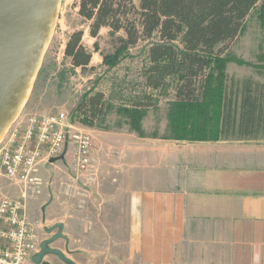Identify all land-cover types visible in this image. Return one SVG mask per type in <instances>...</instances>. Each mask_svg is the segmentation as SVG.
Wrapping results in <instances>:
<instances>
[{
  "label": "crops",
  "instance_id": "0c3cea01",
  "mask_svg": "<svg viewBox=\"0 0 264 264\" xmlns=\"http://www.w3.org/2000/svg\"><path fill=\"white\" fill-rule=\"evenodd\" d=\"M81 31L90 65L97 37ZM144 124L88 133L90 168L75 171L90 205L72 220L92 264H264V139L177 141Z\"/></svg>",
  "mask_w": 264,
  "mask_h": 264
},
{
  "label": "rangeland",
  "instance_id": "374dc122",
  "mask_svg": "<svg viewBox=\"0 0 264 264\" xmlns=\"http://www.w3.org/2000/svg\"><path fill=\"white\" fill-rule=\"evenodd\" d=\"M130 1L138 7L140 0ZM78 2L79 0H63L53 40L18 125L23 124L30 115L43 116L62 112L75 130L86 134L90 129L111 131L129 123L132 125L131 110L133 106L140 104L145 106L140 121L144 120L146 132L160 138H172L169 115L181 78L170 76L158 89L147 85L145 71L150 67L147 50L155 39L141 40L134 47L126 49L123 32L112 34L109 29H104L95 41L87 38L84 40L94 54L91 64L86 68L71 67L70 60L64 56L66 40L73 32L84 30L89 25L78 15ZM228 52L223 60L222 71L211 70L210 74L214 79L222 74V81L228 83L232 81L238 84L251 78L264 84V0H260L245 19L242 32L229 46ZM206 72L193 79L192 88L195 89L196 96L200 94ZM95 94H101L103 99L97 116L90 118L84 113V108L79 111L78 107L86 98ZM38 174L42 183L39 193H27L25 197L26 214L36 235L38 251L39 245L57 232L54 230L47 234L46 231L56 224H63V235L68 241L58 239L50 247L61 250L74 263L92 264L90 241L81 240L84 247H80L78 240L74 242L73 212L78 211L81 204L87 210L92 186L82 183L81 176L76 173L72 147L68 148L62 160L42 165ZM24 191L22 184L1 183L0 198L4 196L20 199ZM87 234L88 230L86 236ZM100 258L96 260L97 264H120L119 256L116 258L114 253L107 255L106 261L104 255ZM44 262L63 264L53 255L45 256Z\"/></svg>",
  "mask_w": 264,
  "mask_h": 264
},
{
  "label": "trees",
  "instance_id": "16d2710c",
  "mask_svg": "<svg viewBox=\"0 0 264 264\" xmlns=\"http://www.w3.org/2000/svg\"><path fill=\"white\" fill-rule=\"evenodd\" d=\"M259 1L140 0L135 7L130 0H79L77 7L92 38L102 28L112 34L123 32L126 49L155 39L147 50L146 83L158 89L170 76L181 78L169 115L172 139L197 142L264 138V84L251 78L228 83L222 74L215 79L210 74L212 69L222 71L229 46ZM82 36L83 31L73 32L64 47L74 69L86 68L91 60ZM205 72L196 96L193 79ZM102 99L101 94L86 98L78 110L84 108L88 117L95 118ZM133 107L132 128L137 131L145 106Z\"/></svg>",
  "mask_w": 264,
  "mask_h": 264
},
{
  "label": "built area",
  "instance_id": "2783aa9c",
  "mask_svg": "<svg viewBox=\"0 0 264 264\" xmlns=\"http://www.w3.org/2000/svg\"><path fill=\"white\" fill-rule=\"evenodd\" d=\"M91 145V137L75 130L62 112L30 115L11 128L0 145V185L18 183L25 191L20 199L0 198V264H33L38 245L27 218L25 197L39 193L40 167L72 147L75 170L86 172L91 165Z\"/></svg>",
  "mask_w": 264,
  "mask_h": 264
},
{
  "label": "water",
  "instance_id": "95a60500",
  "mask_svg": "<svg viewBox=\"0 0 264 264\" xmlns=\"http://www.w3.org/2000/svg\"><path fill=\"white\" fill-rule=\"evenodd\" d=\"M63 0H0V145L24 111L53 40ZM52 159L53 163L62 160ZM63 224L47 230L57 232L39 245L33 264L53 255L63 264H75L50 245L62 239Z\"/></svg>",
  "mask_w": 264,
  "mask_h": 264
}]
</instances>
